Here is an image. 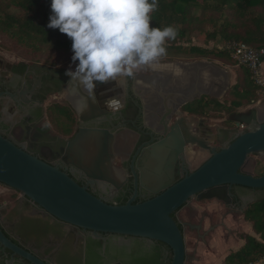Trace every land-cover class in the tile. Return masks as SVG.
I'll list each match as a JSON object with an SVG mask.
<instances>
[{
    "label": "flooded vegetation",
    "instance_id": "obj_1",
    "mask_svg": "<svg viewBox=\"0 0 264 264\" xmlns=\"http://www.w3.org/2000/svg\"><path fill=\"white\" fill-rule=\"evenodd\" d=\"M4 66L6 68L0 70V93L9 91L15 97L6 94L0 97V133L59 166L106 202L120 204L131 199L135 191L134 172L140 174L145 165L147 148L164 137L152 130L161 108L156 106V109H151L155 120L154 125L149 124V109L145 103L149 94L143 93L135 83L138 75L154 76V71L149 67L147 71L126 70L118 65L108 66L105 70L103 66L93 68L84 62L81 66L74 64L71 67L32 63L22 71L19 70L20 62H6ZM157 76L162 75L157 73ZM50 97L56 99V130L49 126L46 101ZM184 106L179 109L182 123L185 126L191 124L190 131L195 136L205 138L215 135L217 139L211 144L216 147L217 143L233 138L228 130L213 129V124L211 127L205 124L204 117L187 113ZM180 117L172 116L170 123L175 118L179 123ZM232 124L231 131L234 132V122ZM81 127L111 133V167L116 185L105 181L91 184V179L82 169L63 160L65 151L57 148L56 138L69 140ZM181 131L186 134L183 129ZM186 145L195 154L199 150L196 144ZM176 163L180 170L190 168L189 163L181 158ZM0 185L11 190L0 196V228L15 244L24 245L49 258L52 264H166L168 250L160 241L111 233H98L100 236L95 237L90 230L51 218L19 191ZM228 192L231 193L229 199L226 198ZM258 192L263 193L264 188L233 185L228 190H211L190 200H218L228 211L239 212L245 202L243 199ZM151 197L152 193L138 186L134 202ZM189 206L190 203L182 208ZM180 210L174 217L183 228L184 236L186 230L199 231L203 218L196 222L187 215L180 218ZM0 264L31 263L7 249L2 250L0 245Z\"/></svg>",
    "mask_w": 264,
    "mask_h": 264
},
{
    "label": "water",
    "instance_id": "obj_2",
    "mask_svg": "<svg viewBox=\"0 0 264 264\" xmlns=\"http://www.w3.org/2000/svg\"><path fill=\"white\" fill-rule=\"evenodd\" d=\"M208 63L192 71L194 78L191 77L187 91L165 88L161 82L165 77H155L156 86L151 92L157 97V107L161 108V113L157 112L159 118L152 130L164 137L147 148L143 169L139 175L134 172V196L125 203H108L97 197L59 166L1 133L0 183L19 191L39 211L55 220L90 230L95 237L100 236L98 233H111L160 241L172 251L169 264H189L186 263L188 256L183 228L173 215L189 203L208 206L219 202L190 200L211 190H228L233 185L264 188V173L255 175L252 171V156L264 159V113L253 107L230 114L229 120L234 122V136L218 147L211 144L217 139L215 135L199 138L190 131L191 124L185 126L182 123V112L179 110L182 106L199 99L201 95L212 96L213 88L220 93L228 88L226 82L217 79L218 73L225 76V70ZM208 68L212 71L205 82L210 84V89L202 91L199 89L200 70ZM168 78L175 79V76ZM3 94L15 97L9 91L0 93V97ZM172 116L180 117L179 123L177 118L170 123ZM182 129L186 134L182 133ZM56 143L58 149L65 151L63 160L82 169L86 177L91 179V184L105 181L116 185L111 167L112 135L109 131L81 127L69 140L57 137ZM186 144H196L199 147L196 152L205 151L208 157L194 166L191 157L195 158L196 154L189 151ZM181 152L183 154L179 155ZM178 158L189 163V170L179 169L176 163ZM138 186L152 193L153 197L134 202ZM10 192L0 185L1 197ZM230 195L228 192L226 198L229 199ZM262 196L264 192L244 198L239 212H231L226 208L225 211L230 215H241L249 203ZM186 210L187 207H184L180 212ZM185 233L198 231L186 230ZM0 245L2 250L7 249L31 264H52L49 258L38 255L24 245L15 244L1 228Z\"/></svg>",
    "mask_w": 264,
    "mask_h": 264
},
{
    "label": "trees",
    "instance_id": "obj_3",
    "mask_svg": "<svg viewBox=\"0 0 264 264\" xmlns=\"http://www.w3.org/2000/svg\"><path fill=\"white\" fill-rule=\"evenodd\" d=\"M0 33L26 49L31 59L48 48L58 54H84L87 59L187 53L233 64L236 79L221 100L202 96L184 106L187 113L201 117L210 105L232 114L258 100L264 89L247 66L231 58L232 44L264 48V0H0ZM194 36L204 44L220 42L223 48L191 44ZM30 62L34 63L20 61L19 70ZM242 216L255 235L242 234L244 243L221 264H254L264 259V196L249 203ZM162 244L169 264L172 251Z\"/></svg>",
    "mask_w": 264,
    "mask_h": 264
},
{
    "label": "rangeland",
    "instance_id": "obj_4",
    "mask_svg": "<svg viewBox=\"0 0 264 264\" xmlns=\"http://www.w3.org/2000/svg\"><path fill=\"white\" fill-rule=\"evenodd\" d=\"M10 41V40H9ZM7 40V38L0 33V60L4 63L8 62H20L23 59L25 60H33L34 63H43L45 60V66H67L71 67L74 64H77L79 66L82 65V62L89 63L93 68H99L100 66H103L105 70L108 69V66H115L118 65L120 67H124L126 70H145L147 71V68L150 66H164V65H182V64H198V65H204L207 62L208 64H213L214 66H218L222 68L223 70L228 71L230 74V79L227 82V85L231 86L236 79V70L237 67L233 64H228L226 62L220 61L218 59H208V58H201L196 55L192 54H179V55H173V56H166V57H145L141 55H135V54H129V55H122L115 59L106 60L99 57H93L90 59H87L84 54L80 55H67V54H58L53 53L48 48H44L41 50V52L38 54L36 59H31L28 57V53L26 49L18 48L17 46H14V43L12 41ZM191 44L195 45H206L209 48H223V44L217 41H210L207 44H204L200 37L194 36ZM7 45L9 48H7ZM50 54V55H49ZM2 56V57H1ZM233 60H236L232 57ZM49 59V60H48ZM53 61V62H52ZM31 63V62H30ZM239 63V62H238ZM264 63V62H262ZM32 64V63H31ZM241 64V63H239ZM244 65V64H243ZM259 74H252L253 79L255 80L256 84H259L261 86H264V64L258 69ZM206 96V95H203ZM211 97V96H209ZM222 98V97H221ZM221 98H217L218 100H221ZM56 104V99L49 98L46 101L47 106V114L49 118V126L56 130V111L54 109L53 112V106ZM264 105V89L262 90L261 94L259 95V99L255 102H252L246 107H241L236 110V112L246 110L247 108H253ZM52 109V112L50 114V110ZM225 108H213L212 105L207 108V114L204 116V122L206 125L213 124V129L219 130V129H225L228 130L232 135H234V132H232L230 129L233 127L232 122L229 120L230 114L225 111ZM7 112V111H6ZM215 134V133H214ZM218 146H220L219 143H217ZM189 151H192V148H189ZM195 158L191 157V162L194 164V166H197L201 161H203L205 158L208 157V154L205 151L200 150L198 153H196ZM253 158V173L255 175H259L262 172H264V159L260 158L258 156H252ZM224 214H228V212L225 211V205L223 202H217L212 203L208 206L198 204V203H190V206L187 207L186 211L180 212L178 215L180 218L183 215H187L188 218H190L193 221H197L200 217L203 218L202 221V227L198 231V233H185V248L186 253L188 255V259L186 263L189 264H197L196 262H193V260L198 261L203 264V262H206L205 264H212L214 261V257L211 260L210 255H208V258H206L205 252L211 251L212 248L209 246L208 239L211 236V232L215 230L217 227V222ZM236 219L239 218L240 215H233ZM239 220V219H238ZM245 229L244 226H238L236 230H238V236H240L241 230ZM202 239V242H201ZM221 250L225 249L226 245L224 242L218 243ZM204 248V249H203ZM219 249V250H220ZM204 253H203V252ZM209 254V253H208ZM219 259L217 260V262Z\"/></svg>",
    "mask_w": 264,
    "mask_h": 264
},
{
    "label": "bare ground",
    "instance_id": "obj_5",
    "mask_svg": "<svg viewBox=\"0 0 264 264\" xmlns=\"http://www.w3.org/2000/svg\"><path fill=\"white\" fill-rule=\"evenodd\" d=\"M201 65L198 64H182V65H164V66H149L152 71H154L153 75L151 76H142L138 75L136 77V87L142 90L143 93L149 94L145 98V103L147 108L149 109V113L147 115V120L149 124L154 125L155 115L151 114V109H156L157 106V97L155 96V93L151 92V89L154 88L155 85V75L157 73H160L165 78L161 79V82L164 84L165 88H174V89H181L182 91H187L189 86V81H191V77H193L192 71L199 70ZM185 68V69H184ZM184 70V72L181 74V72ZM201 73V79L199 82V89L202 91H209L210 84L206 83L205 81L210 77L209 72L212 71L211 68L200 70ZM157 72V73H156ZM217 78L224 77L221 73H218ZM175 76V79L171 78L169 79L168 76ZM194 78V77H193ZM216 91V89L213 88V93ZM149 92V93H147ZM214 95H219L217 93H214Z\"/></svg>",
    "mask_w": 264,
    "mask_h": 264
},
{
    "label": "crops",
    "instance_id": "obj_6",
    "mask_svg": "<svg viewBox=\"0 0 264 264\" xmlns=\"http://www.w3.org/2000/svg\"><path fill=\"white\" fill-rule=\"evenodd\" d=\"M262 64H264V63H262ZM4 65H5V63L0 60V70L2 68H6ZM7 70L8 69H6V71ZM225 72H226V74H225L224 77H222V79L221 78H217V79H218L219 82H226V84H227V82L230 79V74L226 70H225ZM214 80H216V78H214ZM228 88H229V84H228ZM225 92L224 93H220L219 91L214 92V93H217L219 95H214V93H213V95L211 97L221 98V97H223ZM256 108L261 113H264V105H261V106L257 105ZM208 126L211 127L212 125H208ZM210 136L211 135H208V136H205V137L209 138ZM217 224H218L217 227L215 228V230L213 232H211V236L208 239L209 246L212 248V250L205 252V254H206L205 257L206 258H208V255H210V259L208 258V260H211L214 257V261H213L212 264H221L223 259L225 258V256L228 253H230L232 251H236L244 243V240L241 238L242 234L248 233V234L255 235L254 232L251 229V224L243 219L242 214L237 219L233 215L224 214L222 216V218H220L218 220ZM238 226H244V228H245V229L241 230L242 234L240 236L237 235L239 231L236 230V228ZM201 242H202V239H201ZM221 242H224V244L226 245L225 249L221 250L220 248H218L219 247L218 243L220 244ZM218 259H219V261L217 262ZM263 260H261L259 262H256L254 264H261L263 262ZM193 262H196L197 264L201 263V261L198 262V261H195V260H193ZM206 262H208V261H206ZM206 262H203V264H205Z\"/></svg>",
    "mask_w": 264,
    "mask_h": 264
},
{
    "label": "built area",
    "instance_id": "obj_7",
    "mask_svg": "<svg viewBox=\"0 0 264 264\" xmlns=\"http://www.w3.org/2000/svg\"><path fill=\"white\" fill-rule=\"evenodd\" d=\"M231 51L232 57L236 59L237 62L247 66L252 74H259L258 69L262 66L261 57L264 56V48L256 50L240 42L232 44Z\"/></svg>",
    "mask_w": 264,
    "mask_h": 264
}]
</instances>
